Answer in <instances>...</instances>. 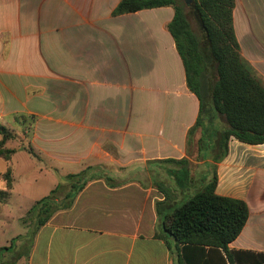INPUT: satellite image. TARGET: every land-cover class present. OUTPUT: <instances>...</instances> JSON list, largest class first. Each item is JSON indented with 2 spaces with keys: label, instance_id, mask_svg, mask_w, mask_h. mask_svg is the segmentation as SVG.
Instances as JSON below:
<instances>
[{
  "label": "crops",
  "instance_id": "0c3cea01",
  "mask_svg": "<svg viewBox=\"0 0 264 264\" xmlns=\"http://www.w3.org/2000/svg\"><path fill=\"white\" fill-rule=\"evenodd\" d=\"M121 1L0 0V125L16 130L30 118L36 154L7 143L16 154L0 159V190L11 169L13 195L22 151L29 170L64 177L96 167L98 176L33 238L16 237L0 264H175L174 241L158 238L156 203L167 212L200 189L208 177L195 178L192 163L216 167V194L247 203L246 226L228 248L240 264L262 263L264 151L193 160L201 102L168 30L175 11L115 16ZM233 19L242 56L264 79V0H236ZM186 255L229 264L209 248Z\"/></svg>",
  "mask_w": 264,
  "mask_h": 264
},
{
  "label": "trees",
  "instance_id": "16d2710c",
  "mask_svg": "<svg viewBox=\"0 0 264 264\" xmlns=\"http://www.w3.org/2000/svg\"><path fill=\"white\" fill-rule=\"evenodd\" d=\"M235 5L236 0H194L192 9L199 32L193 30L182 0H122L114 12L115 16H120L162 7L174 9V19L168 30L182 58L187 85L201 102L199 119L189 133L191 140L194 132L202 129V138L198 142V159L201 160L212 153H215L216 162L225 159L231 137L246 145H264V85L242 56L234 29ZM207 111L223 117L227 128L217 129L214 116L210 117L206 128L204 115ZM13 131L0 125V159L8 162L16 154V150L7 147L8 142L17 138ZM29 154L36 157L33 148ZM169 162L189 164L187 159ZM96 170V167H90L67 175L63 180L65 183H60L48 196L37 201L22 219L28 229L26 237L33 238L56 213L71 209L88 183L98 177ZM2 179L6 186L0 190V202L12 193V170L2 175ZM202 181L196 193L170 211H165L167 202L156 203L161 224L158 238L174 241L175 264H195L186 255L190 248L223 251L229 264H240L228 247L246 226L248 205L243 200L216 194V167L212 177ZM14 243L15 240L9 247L1 248L0 254L12 252ZM260 258L263 260L260 264H264V256Z\"/></svg>",
  "mask_w": 264,
  "mask_h": 264
},
{
  "label": "rangeland",
  "instance_id": "374dc122",
  "mask_svg": "<svg viewBox=\"0 0 264 264\" xmlns=\"http://www.w3.org/2000/svg\"><path fill=\"white\" fill-rule=\"evenodd\" d=\"M182 3L192 24L193 30L195 32H199L192 9L193 4L191 6H186L183 0ZM260 80L264 85V79L260 78ZM211 116H214L211 111H207V113L204 115V125L206 128H208L209 126L208 120ZM215 119L217 122V129L225 130L227 128L226 121L223 117L215 115ZM16 130L18 131V133L16 132ZM16 130H14L13 133L16 134L17 138L14 139V141L8 142L9 147L11 146L19 150L25 149L29 153L30 148H32L30 142L33 131L31 119L29 118L25 120L23 126H21V128H16ZM198 138H202L201 128L197 129L192 137V145L190 147V151L193 155L194 161L198 160ZM233 144H236V146L239 147L237 148V151L240 152L257 154L264 151V145L249 146L246 144H242L235 139H231L228 141L229 153ZM22 152V154L19 155L15 161L17 169V183L15 186V191L13 192V195L11 193L10 197L5 201L0 202V249L3 247H9L11 242L16 237L28 232L27 227L22 221L27 212L35 205L37 201L48 196L50 192L55 189L60 183H65L63 180L66 176L63 177L62 175L55 173L50 174L46 171L44 165L40 166V170H38L37 168L29 170V159L31 158V156H29L27 153V155H25V151ZM3 162L4 161H2V163ZM191 166L193 173L196 174L195 178L204 175H206L208 179L212 177V171L207 167L203 165L198 166L196 163H192ZM14 253V250L12 252L3 251L0 254V258L6 261L11 260Z\"/></svg>",
  "mask_w": 264,
  "mask_h": 264
},
{
  "label": "water",
  "instance_id": "95a60500",
  "mask_svg": "<svg viewBox=\"0 0 264 264\" xmlns=\"http://www.w3.org/2000/svg\"><path fill=\"white\" fill-rule=\"evenodd\" d=\"M186 6H191L194 3V0H183Z\"/></svg>",
  "mask_w": 264,
  "mask_h": 264
},
{
  "label": "built area",
  "instance_id": "2783aa9c",
  "mask_svg": "<svg viewBox=\"0 0 264 264\" xmlns=\"http://www.w3.org/2000/svg\"><path fill=\"white\" fill-rule=\"evenodd\" d=\"M231 139H235V138H234V137H231ZM231 139H230V140H231ZM235 140H237V139H235ZM237 141H238V140H237ZM237 148H239V147L237 146V147L233 150L232 147H231V151H232V152H233V151H236Z\"/></svg>",
  "mask_w": 264,
  "mask_h": 264
}]
</instances>
